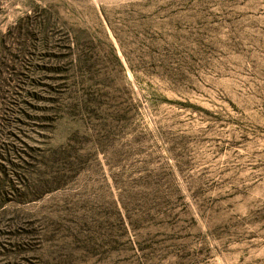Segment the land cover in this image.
I'll use <instances>...</instances> for the list:
<instances>
[{"label":"rangeland","instance_id":"1","mask_svg":"<svg viewBox=\"0 0 264 264\" xmlns=\"http://www.w3.org/2000/svg\"><path fill=\"white\" fill-rule=\"evenodd\" d=\"M23 1L0 264H264V0Z\"/></svg>","mask_w":264,"mask_h":264},{"label":"trees","instance_id":"2","mask_svg":"<svg viewBox=\"0 0 264 264\" xmlns=\"http://www.w3.org/2000/svg\"><path fill=\"white\" fill-rule=\"evenodd\" d=\"M16 1L12 0H0V23H3L5 21V18L1 15L4 13V7H12ZM22 6H26L28 9V4H30L29 0L23 1L20 3ZM25 8V7H24ZM48 27H50V24L46 20H41V13H35L33 11H25L24 16L15 19V21L12 24H8L6 26V31L3 35L0 34V97L6 96L7 93L11 92V88H14L16 86L11 85L12 82L11 79L3 78L1 79V74L3 73V70L6 66V63L4 62L6 60L5 58V51H6V45L5 40L7 37L13 32H22V36H28L31 33H36V35H41L44 30H46ZM37 41H41V39H34L32 44H36ZM23 41L19 42V47L22 45ZM20 51L19 54L13 55L11 57V61H6L16 64L20 57ZM9 60V59H8ZM4 85L6 90L2 91L1 93V86ZM3 87V86H2ZM16 91H13V95H16L17 97H20L19 91L20 87H16ZM21 104L25 105L24 102H21ZM14 106V105H13ZM23 113L22 109L19 110V114L21 115ZM0 137H2V131H0ZM9 137H13L12 134H9ZM13 140L18 141L15 137ZM25 150L23 147H17L16 144H14L12 141H2L0 142V210L6 206V204L9 202V199L6 197V190L10 188V176L18 175L22 169L20 163H22L23 159L22 156L25 155ZM23 165V163H22ZM17 194V193H16ZM18 198V197H17ZM17 199H15L16 201ZM20 198L18 199V201ZM2 235L0 234V237Z\"/></svg>","mask_w":264,"mask_h":264}]
</instances>
